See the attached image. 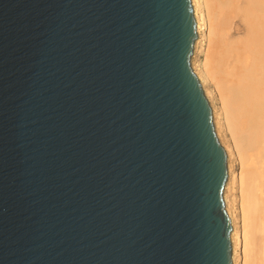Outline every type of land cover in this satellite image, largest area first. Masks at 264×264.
Returning a JSON list of instances; mask_svg holds the SVG:
<instances>
[{
    "label": "water",
    "instance_id": "95a60500",
    "mask_svg": "<svg viewBox=\"0 0 264 264\" xmlns=\"http://www.w3.org/2000/svg\"><path fill=\"white\" fill-rule=\"evenodd\" d=\"M197 38L192 0H0V264H232Z\"/></svg>",
    "mask_w": 264,
    "mask_h": 264
},
{
    "label": "bare ground",
    "instance_id": "6f19581e",
    "mask_svg": "<svg viewBox=\"0 0 264 264\" xmlns=\"http://www.w3.org/2000/svg\"><path fill=\"white\" fill-rule=\"evenodd\" d=\"M192 6L198 34L192 68L228 144L223 196L233 227L232 264H264V0H192ZM202 52L205 61H196ZM233 157L241 165L238 177ZM234 188L237 214L228 196Z\"/></svg>",
    "mask_w": 264,
    "mask_h": 264
},
{
    "label": "rangeland",
    "instance_id": "374dc122",
    "mask_svg": "<svg viewBox=\"0 0 264 264\" xmlns=\"http://www.w3.org/2000/svg\"><path fill=\"white\" fill-rule=\"evenodd\" d=\"M202 51L203 50H208V47H207V44H205V46L201 49ZM205 58H206V55L202 52V53H200L199 54V56H198V59L196 60V61H198V62H204L205 61ZM192 59H193V56H192V58H191V67H192ZM197 62V63H198ZM193 69V68H192ZM201 84V83H200ZM202 86V85H201ZM202 89H203V87H202ZM203 91H204V89H203ZM205 93V92H204ZM206 95V94H205ZM206 97H207V95H206ZM207 99H208V101H209V104H210V107H211V109L213 108L212 106H213V101L211 100V99H209L208 97H207ZM216 104V103H215ZM216 106L218 107L219 105L218 104H216ZM212 111H213V109H212ZM213 116V115H212ZM213 124H214V128H215V133H216V136H217V138H218V140H219V142H220V144H221V146L225 149V151H226V154H227V164H228V152H227V150H226V148H225V145L227 146L228 144H227V139H225V137H224V135H222V134H218V131H217V128H216V124L214 123V117H213ZM231 161H232V170H233V172L235 173V175H236V177H238L239 175H240V173H241V165H240V163H239V161H238V159H237V157H233L232 159H231ZM228 196H229V199H230V201L232 202V209H233V211H235V213L237 214V212L239 211V208H240V202H239V196H240V194H239V192L237 191V188L235 189H232L229 193H228ZM223 199H224V196H223ZM234 199L236 200V201H234ZM225 201V200H224ZM226 204V203H225ZM234 213V214H235Z\"/></svg>",
    "mask_w": 264,
    "mask_h": 264
}]
</instances>
